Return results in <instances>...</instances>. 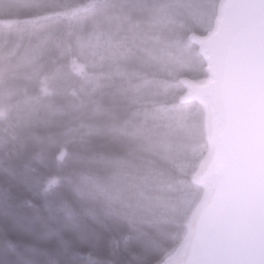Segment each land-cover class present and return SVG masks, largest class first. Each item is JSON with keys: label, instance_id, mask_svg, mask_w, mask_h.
Here are the masks:
<instances>
[{"label": "snow or ice", "instance_id": "6c2138e0", "mask_svg": "<svg viewBox=\"0 0 264 264\" xmlns=\"http://www.w3.org/2000/svg\"><path fill=\"white\" fill-rule=\"evenodd\" d=\"M0 264H264V0H0Z\"/></svg>", "mask_w": 264, "mask_h": 264}, {"label": "water", "instance_id": "95a60500", "mask_svg": "<svg viewBox=\"0 0 264 264\" xmlns=\"http://www.w3.org/2000/svg\"><path fill=\"white\" fill-rule=\"evenodd\" d=\"M215 221V217L210 218V224ZM227 240L231 244H240L243 237L238 232H233L229 237L225 238L219 231L211 229L203 238V243L208 247H215Z\"/></svg>", "mask_w": 264, "mask_h": 264}, {"label": "trees", "instance_id": "16d2710c", "mask_svg": "<svg viewBox=\"0 0 264 264\" xmlns=\"http://www.w3.org/2000/svg\"><path fill=\"white\" fill-rule=\"evenodd\" d=\"M192 74H193V75H195V74H196V70H195V69L193 70V73H192Z\"/></svg>", "mask_w": 264, "mask_h": 264}]
</instances>
